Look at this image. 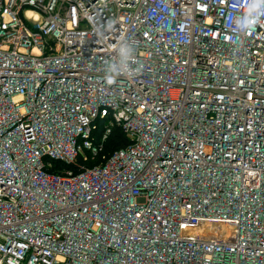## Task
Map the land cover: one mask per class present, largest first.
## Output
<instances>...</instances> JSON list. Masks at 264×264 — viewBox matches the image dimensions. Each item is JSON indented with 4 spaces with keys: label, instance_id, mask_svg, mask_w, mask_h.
Wrapping results in <instances>:
<instances>
[{
    "label": "built area",
    "instance_id": "1",
    "mask_svg": "<svg viewBox=\"0 0 264 264\" xmlns=\"http://www.w3.org/2000/svg\"><path fill=\"white\" fill-rule=\"evenodd\" d=\"M0 264H264V0H0Z\"/></svg>",
    "mask_w": 264,
    "mask_h": 264
},
{
    "label": "trees",
    "instance_id": "2",
    "mask_svg": "<svg viewBox=\"0 0 264 264\" xmlns=\"http://www.w3.org/2000/svg\"><path fill=\"white\" fill-rule=\"evenodd\" d=\"M102 128V123H99ZM128 144V140L125 135L118 129H114L112 134L109 136L108 140L105 144V152L102 155H106L107 157L111 155L113 152L123 148Z\"/></svg>",
    "mask_w": 264,
    "mask_h": 264
}]
</instances>
